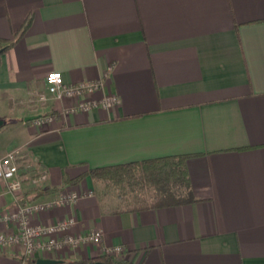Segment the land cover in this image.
<instances>
[{"label": "crops", "instance_id": "crops-1", "mask_svg": "<svg viewBox=\"0 0 264 264\" xmlns=\"http://www.w3.org/2000/svg\"><path fill=\"white\" fill-rule=\"evenodd\" d=\"M53 70L69 84L110 72L96 97L121 102L68 113ZM15 150L22 188L0 181V231L17 228L5 217L18 204L61 189L81 198L33 223L103 231L64 262L121 245L122 264H264V0H0V158ZM180 155L195 202L123 207L90 174ZM28 258L0 248V264Z\"/></svg>", "mask_w": 264, "mask_h": 264}, {"label": "built area", "instance_id": "built-area-1", "mask_svg": "<svg viewBox=\"0 0 264 264\" xmlns=\"http://www.w3.org/2000/svg\"><path fill=\"white\" fill-rule=\"evenodd\" d=\"M69 84L65 81L61 71L53 70L46 76V85L50 94L57 100L71 98L74 104L69 112H88L94 108L113 109L121 102L120 97L113 93H101L106 84V78ZM39 100H48L45 93L39 95ZM52 120L53 117H48ZM19 151H11L0 158V181L7 182V188L16 192L22 188L19 178V164L17 155ZM46 175H43V179ZM92 194V192H91ZM81 198V194L70 189H61L56 196L46 201H32L18 204L14 211L9 212L5 219L16 223L17 228L12 232L0 231V248L14 247L31 258L59 259L62 253L77 251L81 246L89 244L100 245L103 231L91 230L84 233H75L72 227L77 224L75 218H64L48 224L33 223L32 217L56 207L74 204ZM121 245L103 247L102 253L110 257H120L125 253Z\"/></svg>", "mask_w": 264, "mask_h": 264}, {"label": "trees", "instance_id": "trees-1", "mask_svg": "<svg viewBox=\"0 0 264 264\" xmlns=\"http://www.w3.org/2000/svg\"><path fill=\"white\" fill-rule=\"evenodd\" d=\"M186 155L160 157L145 161H136L122 165L102 167L91 170L95 178H109L116 185L122 184H144L154 190L151 198V206H172L184 203L195 202V197L190 183L188 171L186 169ZM85 177H78L69 180L68 183H76ZM40 192L38 195L45 194ZM141 203L148 204L146 199H141ZM33 264L35 260L28 258ZM106 264H122L108 255H100L86 260L64 262L61 264H96L97 262Z\"/></svg>", "mask_w": 264, "mask_h": 264}, {"label": "rangeland", "instance_id": "rangeland-1", "mask_svg": "<svg viewBox=\"0 0 264 264\" xmlns=\"http://www.w3.org/2000/svg\"><path fill=\"white\" fill-rule=\"evenodd\" d=\"M106 190L113 195H120L119 198L123 207L141 206V199H146L150 203L154 195L153 188L141 183L134 185L122 184L119 186L112 183L106 186Z\"/></svg>", "mask_w": 264, "mask_h": 264}, {"label": "water", "instance_id": "water-1", "mask_svg": "<svg viewBox=\"0 0 264 264\" xmlns=\"http://www.w3.org/2000/svg\"><path fill=\"white\" fill-rule=\"evenodd\" d=\"M28 118L33 119L35 118V116H30ZM63 262H64L63 260L54 259V258H38L36 260V264H61ZM96 264H106V263L99 261Z\"/></svg>", "mask_w": 264, "mask_h": 264}]
</instances>
